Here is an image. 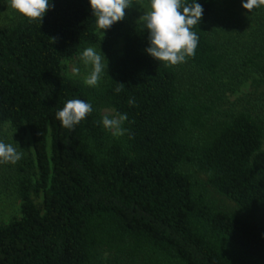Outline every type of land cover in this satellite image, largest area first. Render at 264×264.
Returning a JSON list of instances; mask_svg holds the SVG:
<instances>
[{
  "label": "trees",
  "instance_id": "obj_1",
  "mask_svg": "<svg viewBox=\"0 0 264 264\" xmlns=\"http://www.w3.org/2000/svg\"><path fill=\"white\" fill-rule=\"evenodd\" d=\"M198 2L194 56L155 61L142 21H120L104 33L122 34V55L96 87L62 64L100 40L87 0H52L41 22L18 14L0 28V126L32 150L15 166L20 216L0 222V264H264V116L221 118L219 98L198 90L220 86L227 66L218 0ZM261 58L242 67L264 78ZM70 99L93 106L72 130L55 116ZM104 108L127 114L124 135L101 126Z\"/></svg>",
  "mask_w": 264,
  "mask_h": 264
},
{
  "label": "rangeland",
  "instance_id": "obj_2",
  "mask_svg": "<svg viewBox=\"0 0 264 264\" xmlns=\"http://www.w3.org/2000/svg\"><path fill=\"white\" fill-rule=\"evenodd\" d=\"M147 11L148 0H133V5L125 10V17L122 21L126 26L131 25L140 21L139 18L143 12ZM17 17L18 13L10 7L9 0H0V28L14 23ZM213 24L216 39L227 53V66L223 71L220 86L214 84L215 88L212 89L207 87L206 83L199 81L196 82L198 90L201 93L210 92L214 97L219 98L217 110L221 118L227 117L232 111L242 109H249L264 116V78L257 72L242 67V62L246 57H252L258 53L262 54L261 59L264 61V7L254 9L249 13L242 9L241 0H218ZM99 38L97 44L88 47H94L97 50L100 48L107 60L106 74L102 75L100 84L122 55L123 36L122 34L109 36L104 33L102 38L100 32ZM79 55L64 59L62 64L67 77L83 83L88 69L78 60ZM73 66L81 68L78 77L72 75ZM190 74L193 73L184 70V77L187 81H190L188 77L193 79ZM195 78L199 79L194 75ZM102 114L113 115V110L104 108ZM0 139L7 143H16L21 148L18 150L23 152V156L32 151L29 136H17L9 123L0 126ZM15 166L16 164H0V222L2 223H7L20 216V200L14 186ZM209 195L222 209L237 210L233 201L220 195L212 187H209ZM37 202H40V199Z\"/></svg>",
  "mask_w": 264,
  "mask_h": 264
},
{
  "label": "clouds",
  "instance_id": "obj_3",
  "mask_svg": "<svg viewBox=\"0 0 264 264\" xmlns=\"http://www.w3.org/2000/svg\"><path fill=\"white\" fill-rule=\"evenodd\" d=\"M10 7L19 15L30 21L41 20L52 6V0H9ZM91 16L95 18L98 31L104 32L113 24L125 17V10L133 5V0H87ZM241 7L247 12L264 7V0H241ZM203 6L198 0H148V11L139 18L147 31L148 46L144 52L155 61L174 66L186 61L196 53L199 37L193 31L203 16ZM78 60L88 69L83 83L96 87L102 75L106 74L107 60L100 48H85ZM73 76H79L81 68L73 66ZM119 84V83H118ZM123 85V84H121ZM120 89H117L118 92ZM129 103H133L129 101ZM90 102L81 99H70L59 109L55 116L61 126L72 130L91 112ZM127 120L126 113L104 115L101 126L114 137L124 135L123 127ZM13 135V134H12ZM16 143H7L0 139V164H16L22 159L23 152Z\"/></svg>",
  "mask_w": 264,
  "mask_h": 264
}]
</instances>
